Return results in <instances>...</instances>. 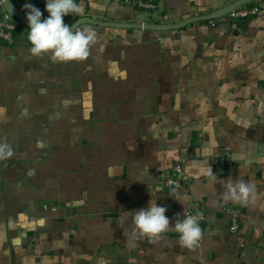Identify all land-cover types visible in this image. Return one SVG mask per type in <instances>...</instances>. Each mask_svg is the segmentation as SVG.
Segmentation results:
<instances>
[{
  "label": "crops",
  "instance_id": "obj_1",
  "mask_svg": "<svg viewBox=\"0 0 264 264\" xmlns=\"http://www.w3.org/2000/svg\"><path fill=\"white\" fill-rule=\"evenodd\" d=\"M231 1L156 0L146 14L75 0L83 11L65 23L172 24ZM253 2L257 13L215 25L84 21L97 33L84 60L31 56L26 29L0 42V143L12 152L0 159V264H264V0ZM178 164L179 185L162 186ZM239 180L255 197L225 201ZM149 201L173 225L203 216L194 250L171 226L131 235Z\"/></svg>",
  "mask_w": 264,
  "mask_h": 264
},
{
  "label": "clouds",
  "instance_id": "obj_2",
  "mask_svg": "<svg viewBox=\"0 0 264 264\" xmlns=\"http://www.w3.org/2000/svg\"><path fill=\"white\" fill-rule=\"evenodd\" d=\"M23 10L28 22L27 41L31 56L48 55L54 63L84 60L88 57L89 48L97 38L95 29L90 26L79 28L64 22V17L82 13V8L75 0H46V18H42V11L31 3L26 2ZM11 155L10 146L0 143V159ZM250 197H255V187L243 180L229 184L223 193L225 201L247 203ZM166 211V207L151 201L146 207L134 210L135 214L131 217V235L159 239L171 226L178 234V243L184 248L194 250L202 238L197 217L185 216L181 220L180 214H177L178 218L173 225L165 215Z\"/></svg>",
  "mask_w": 264,
  "mask_h": 264
},
{
  "label": "built area",
  "instance_id": "obj_3",
  "mask_svg": "<svg viewBox=\"0 0 264 264\" xmlns=\"http://www.w3.org/2000/svg\"><path fill=\"white\" fill-rule=\"evenodd\" d=\"M3 1L0 0V42L1 43H6V44H11L15 41L16 38V32L18 29V23L19 21H16L13 18V15L9 12L6 11V9L3 6ZM19 10H21L24 14L25 11L23 10V5L28 2L33 4L34 6L38 7L42 13L43 17L46 18L48 16V13L45 10V3L46 0H10ZM122 4L127 7L130 10L133 11H141L143 13H151L157 9V2L156 0H120ZM259 11L258 7L251 6V7H245V6H240L229 12L228 14L219 17L217 19L221 20H228V19H240V18H246L249 17ZM68 16L64 17V22H67ZM211 25H215L218 20H209ZM226 153L222 152L220 154L221 160L220 163L222 165L224 164V155ZM183 170L181 168V165H175L172 168V172L167 174L160 182L161 185L164 187H172V186H178L180 179H177L178 176L183 175ZM179 181V182H178ZM185 216H195L197 217L200 227L202 229V221H203V216L196 214L195 212L191 210H187L185 212ZM183 217V218H184ZM237 230V221L236 219H233L232 225H231V231L235 232Z\"/></svg>",
  "mask_w": 264,
  "mask_h": 264
},
{
  "label": "water",
  "instance_id": "obj_4",
  "mask_svg": "<svg viewBox=\"0 0 264 264\" xmlns=\"http://www.w3.org/2000/svg\"><path fill=\"white\" fill-rule=\"evenodd\" d=\"M256 0H234L230 3L223 5L210 13H206L203 15H197L193 17H188L182 19L177 23L172 24H159V23H143V22H115V21H99L93 20L88 17H82L77 19L71 25L78 27L84 21H88L95 25L103 26V27H111V28H141V29H155V30H167V29H177L188 25L192 22L205 21L210 19H216L222 17L237 7L243 6L247 3L253 2ZM3 6L7 12L11 13L16 19L22 24V26L28 31V22L26 20L25 14L19 10L10 0H4Z\"/></svg>",
  "mask_w": 264,
  "mask_h": 264
},
{
  "label": "trees",
  "instance_id": "obj_5",
  "mask_svg": "<svg viewBox=\"0 0 264 264\" xmlns=\"http://www.w3.org/2000/svg\"><path fill=\"white\" fill-rule=\"evenodd\" d=\"M253 3H254V2H250V3H247V4L243 5V6H245V7H251ZM13 18H14L16 21H18V20L16 19V17L13 16ZM210 20H211V19H210ZM206 21H208V20H205V21H202V22H206ZM24 29H25V28L22 26V24H21V23H18V29H17V32H16V36H17L18 34H20V33L22 32V30H24ZM18 36H19V35H18Z\"/></svg>",
  "mask_w": 264,
  "mask_h": 264
},
{
  "label": "rangeland",
  "instance_id": "obj_6",
  "mask_svg": "<svg viewBox=\"0 0 264 264\" xmlns=\"http://www.w3.org/2000/svg\"><path fill=\"white\" fill-rule=\"evenodd\" d=\"M143 13V12H142ZM24 32H25V30H24Z\"/></svg>",
  "mask_w": 264,
  "mask_h": 264
}]
</instances>
